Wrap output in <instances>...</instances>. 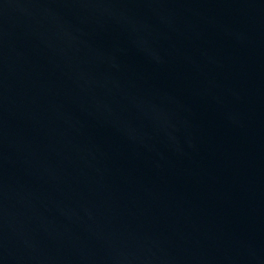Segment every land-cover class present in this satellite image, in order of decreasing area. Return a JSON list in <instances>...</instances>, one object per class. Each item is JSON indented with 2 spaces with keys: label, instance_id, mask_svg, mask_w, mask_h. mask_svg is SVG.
<instances>
[{
  "label": "water",
  "instance_id": "obj_1",
  "mask_svg": "<svg viewBox=\"0 0 264 264\" xmlns=\"http://www.w3.org/2000/svg\"><path fill=\"white\" fill-rule=\"evenodd\" d=\"M0 264H264V0H0Z\"/></svg>",
  "mask_w": 264,
  "mask_h": 264
}]
</instances>
